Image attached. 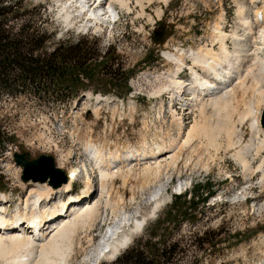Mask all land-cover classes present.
I'll return each mask as SVG.
<instances>
[{"label":"rangeland","instance_id":"obj_1","mask_svg":"<svg viewBox=\"0 0 264 264\" xmlns=\"http://www.w3.org/2000/svg\"><path fill=\"white\" fill-rule=\"evenodd\" d=\"M82 1L87 6L86 0H24V3L30 8L37 6L45 12L42 27L54 34L52 43H76L79 38L89 36V41H96L95 51L100 56L99 61L106 64L112 59L120 71L117 72V78L111 80L107 77L109 71L102 67L105 64L102 65L97 70L101 74L94 77L101 79V82L82 91L92 95L95 88L100 89V95L109 98L107 104L102 102L96 105L90 97L84 100L81 97L72 98L64 105L44 104L28 93L4 94L0 97V199L4 200L2 205L6 211L9 209L6 217L10 219L17 211L23 212L28 188L37 184L22 182V168L15 164L14 154L28 153L30 160L47 155L52 156L55 166L67 175L71 170H75L78 175L76 183L65 194L57 193L52 202L43 204L48 209L52 203L58 205L66 202L70 191H74L72 200L63 206L62 213L50 221H55L53 226L57 227L67 217L71 204L85 208L87 203L82 204L86 200H92L91 203L102 202L100 217L94 223H87L84 228H80L70 242L64 243L61 255L56 257L57 261L53 258L52 264H93L90 253L108 231L121 228L119 234H126L134 228L136 221H145L143 229L132 235L131 244L122 248L121 254L140 239L157 219L169 218V207L174 196L179 195L176 190L185 183L188 186L180 188L183 196L178 202V211H186V217L173 233V237L181 239L185 247L182 264H264V178L263 171H256L264 152L260 158H254L251 141L256 138L251 120H239L240 115L247 111V105L255 99L253 91L247 90L244 96L238 93L235 102H230L233 108L228 106L230 109L227 108L226 113L218 112L209 105L202 114L200 105L196 106L195 103L197 97L184 94L179 100L181 103L177 111L171 112L165 106V96L160 98L159 93L151 92L153 79L157 75L163 76L171 67L170 61L164 59V53H175L181 49L185 50L187 58L191 51L195 52L204 45L210 46L211 28L220 16L223 19L222 27L230 37L241 26L237 5L245 3L248 6V1L130 0L128 11L115 7L118 21L114 24H111L113 20L106 21L99 25L88 20L85 15L81 17L76 7L68 8L71 2L74 6L75 2ZM136 2H140V6ZM67 14L71 16L65 22ZM86 22L90 24L86 26ZM228 43L232 52L234 49L230 46V40ZM214 49L216 53L220 52L218 46ZM239 54L242 56V67L239 63L236 66V63L233 72L244 76L248 73L246 57L249 55L241 54V51ZM172 76L175 77L174 74ZM181 77L185 79L184 86L189 91L190 78L187 74ZM123 79L128 80L129 93H126ZM250 83L249 80L247 86ZM261 86L264 90V83ZM169 91L173 92L174 87H170ZM223 92L204 99L225 98ZM240 96L244 101H239ZM198 124L199 127L205 126L208 135H214V142H209L211 137L207 135L208 140L201 138L200 142L186 147L178 157L175 170L171 166L167 168L162 162L168 155L159 160L132 161L126 166V170L132 173L125 185L122 178L114 177L108 182L105 191L101 192L99 171L94 164L86 162L89 154L84 151L86 142L101 145L107 156L109 152L117 150L119 154H124L126 149L139 150L143 144L152 146L162 141L168 142L178 129L182 128L187 133ZM224 126L235 127L232 143L225 138ZM214 127L218 128L217 133ZM219 129L223 130L218 134ZM217 134L219 137L216 140ZM239 150L246 154L242 155L251 163V173L243 171L236 156ZM158 163L161 169L156 171L154 167ZM147 166H151L153 171L144 170ZM117 167L123 166L118 164ZM88 177L96 190L95 194L89 195V199V196L83 198ZM206 186H211V196H208L206 203L198 204L195 211L189 210L190 201L200 194L198 188ZM192 188L195 189L192 191ZM204 198L206 195H203ZM107 200L109 205L106 206ZM155 200L160 205L153 215ZM27 209H30L29 205ZM42 228L45 229L46 225ZM20 230L23 231L22 228ZM207 233L210 235L205 237ZM40 235H44L42 242L29 247V250L34 251L30 255L23 253L27 257L22 254V261L40 264L41 245L50 237H47V232H40ZM207 240L211 246L203 244ZM101 259L99 264L114 261L110 256ZM7 262L0 260V264Z\"/></svg>","mask_w":264,"mask_h":264},{"label":"bare ground","instance_id":"obj_2","mask_svg":"<svg viewBox=\"0 0 264 264\" xmlns=\"http://www.w3.org/2000/svg\"><path fill=\"white\" fill-rule=\"evenodd\" d=\"M129 1L130 0H86L87 6L89 7H87L82 1L75 2L74 6L71 2L68 8L75 9L76 7V9L80 10L79 13L81 14V17H84L85 15L88 20H92L96 25H99L106 21L111 22L112 20V23H115L118 17V13L115 7L118 6L121 9L123 8L128 11ZM163 1L166 2V0ZM247 1L248 6L245 5V3H239L237 5L240 19L239 24L241 26L239 31L233 32L230 37L222 27L223 19L220 16L218 17V19H216L211 28V33L209 35V39L211 42L210 46L204 45L195 52L191 51L189 57L187 58L185 50L181 49L176 50L175 53H164V59L166 61H170V66L172 67L173 65V68L175 70H172L173 68L171 69L170 67L169 71L165 72L163 76L159 77V75H157V77L153 79L154 85H151V92L153 94L159 93V95H161V93H164L166 91L169 93L170 87H174L173 97L178 102L180 98L182 99V96L184 94H186L187 96H193V98L197 97L198 99H195V103L196 106L200 105V114H202L205 110V107L209 105L213 109H216V111L218 110V112L225 111L230 107L231 101L235 102L238 97V93H241L242 96H244V94L247 93V90H252L255 99H252L253 102H251L249 106H245L247 108V111L240 115L239 120L240 122L246 121L247 119L251 120V127L255 131L254 135L256 138L255 141H251V145L254 147L253 150L255 152L254 158H260L261 154H263L264 152V128H262L261 122H259V119H261L260 114L262 112V109L264 108V99H262V97L264 96V90L261 86L264 83V0ZM136 3L140 6V2ZM246 6L247 9H245ZM259 13L262 15L261 25L257 20V16L259 15ZM70 16V14H67L65 16V22L70 19ZM88 24L90 23L86 22V26H88ZM229 40L231 42L230 46L234 49H232L233 53L230 51V47L228 46ZM216 46L219 47V53L215 52L214 47ZM240 51L241 54L245 53L249 55L248 57H246L248 59L246 61L249 64V66L247 67L248 73H246L244 76L235 74V72H233L236 68V63V66H238V63L239 65L242 64V62L240 61V59H242V56L239 54ZM187 61L190 62L188 66ZM186 66L188 67L192 75L191 82L189 83V91L187 90L186 85L184 86V80L179 76L183 68ZM172 74H174L175 77H173ZM236 80L237 82L235 83V85L231 86ZM249 80L251 81V83L249 86H247ZM230 86L231 88L228 91H225ZM222 92L224 93L225 98L219 97L213 100L204 99L206 97L213 96L214 94H221ZM86 97H90L91 99H93V103L96 105L102 102L105 104L109 102L108 97H102L99 94L91 95L90 93H86ZM174 98L171 100L172 102ZM239 101H244V99L242 100L241 97ZM244 105L246 104L244 103ZM226 112L227 111H225V113ZM226 120L228 119L226 118ZM201 126L199 127V124L197 126L194 125L187 133L183 131L182 128H180L176 131L177 134L174 137H169V139L167 140L168 142L162 141L161 143H155L152 146H146V144H143L142 148L140 147L139 150L134 148V150L129 151V149H126L124 154H119L117 150L113 153L109 152L107 156L105 155V153H103V147L101 145H95L92 143V141H85L86 143L84 144V151L86 152V154L89 153L87 155L88 157L86 159V162L89 161L91 164H94V166L97 167L100 176L99 188L101 192L105 191L108 182L114 177H120V179L122 178V183L123 185H125L126 179H128L132 173L131 170H126V166H128L132 161L143 162L149 159L159 160L160 158H162V156L164 157L168 155L165 159L162 160V162L167 165V168L171 166L173 170H175L179 162H177L178 157L179 155H182L186 147H191L199 140H202L201 138H205L206 140H208V136L211 137V141L209 142H214V135L213 137L212 134L208 135L206 132L207 130L204 128L205 126ZM225 126L224 128H226ZM230 127L231 128L224 129L225 138L228 142H231L236 132L235 127ZM214 128H216L215 132L217 133L218 128ZM222 130L223 129H219L218 134ZM218 134L216 136L217 138L215 137L216 140L219 137ZM257 151L258 153L256 154ZM242 154L246 156V154L241 153V150H239L236 153L237 159L240 162L243 171L245 173H251V163L249 162V160H246V158ZM114 163H117V165L121 164V166L123 167H117V165L113 166ZM160 163L157 164L158 166L156 165L154 167L156 171H159L161 169V166L159 165ZM114 168L116 169L113 170ZM144 170L151 171L152 168L151 166H147ZM257 170L263 171L264 178V157L260 165L256 167V171ZM77 177L78 175L76 174V171L71 170L68 172V183L63 185L61 188L54 189L50 185H48L47 182L43 184H35L34 186L36 188H28L29 194L25 200V207L23 208V212L17 211L13 218L8 219L6 217L4 213L6 209L1 204L0 260L8 261L6 264H28V262H24L21 259L23 257H27V255L23 253L26 252V254L30 255L33 249L31 248L32 250H29V247L34 246L37 242H42L41 238L44 237V235H42L41 238L31 239V233H29L28 230L26 231V229H24L23 233L20 234L18 233V231H16L18 223L22 222V224L20 225H26V227H28L29 224L33 225L34 223H36L40 226V228H42L44 224L48 223V221L50 222L57 215L61 214L63 206L68 205L71 200L67 202L64 201L58 205L52 203L48 206V209L46 208V206H44V209L41 210V207L45 202H52V198L55 194H65V191L71 188L74 180L76 179L75 181H77ZM86 180L87 183L83 192V198H86L90 194H95L96 192L92 182L90 181V178L88 177ZM187 186L188 184L185 183V185H181L180 188H187ZM180 188L178 187L176 191L180 192ZM91 202L89 201L85 208H78L76 204H71L72 206L70 205V213L66 215L67 217L65 219L61 220V222L57 224V227H53V229L48 233L47 237H49L55 229L58 230L49 237L48 241L45 244L41 245L39 252V254H41V261L39 260L40 264H52L53 258L56 259V257H59L61 255L64 243H68V241L70 242V240H72V238L80 228H84L87 223H94L96 219L100 217V206L102 205V202ZM38 203L40 204L39 209H37ZM28 205L30 206V209L26 210ZM107 205H109V200L106 201V206ZM159 205L160 202L156 201L154 209L152 211L153 215L155 214V211L158 209ZM113 212L116 213V210L114 211L113 209ZM114 217H116V214H114ZM144 225L145 221H136V223L134 224V228L130 229L126 234L122 235L119 234L121 228L119 230L108 231L95 245L92 253H90L91 257L94 259L93 260L91 258L93 260V264H99L100 260H102L101 258L105 256H110L111 259H113L116 255L118 256L122 248L131 244L132 235L135 232L141 231ZM19 228L21 229V226ZM28 233L29 236H27ZM47 237H45V239H47ZM22 254L25 256L22 257Z\"/></svg>","mask_w":264,"mask_h":264},{"label":"trees","instance_id":"obj_3","mask_svg":"<svg viewBox=\"0 0 264 264\" xmlns=\"http://www.w3.org/2000/svg\"><path fill=\"white\" fill-rule=\"evenodd\" d=\"M44 22L45 12L41 8H30L24 0H0V97L28 93L44 104L64 105L78 98L90 85L101 82L99 78L94 79L101 74L98 68L105 64L99 61L95 51L96 41H89L87 36L76 43L54 44V34L42 27ZM109 61L102 67L113 80L120 68L114 60ZM127 81L123 79V85L129 93ZM99 90L95 88L93 95L100 94ZM198 189L197 202L193 198L189 203L191 211L198 204L206 203L212 194L211 186ZM182 196V193L174 196L169 218L157 219L110 264H182L185 247L181 239L173 237L174 230L186 217V211H178ZM203 244L211 246L208 240Z\"/></svg>","mask_w":264,"mask_h":264},{"label":"water","instance_id":"obj_4","mask_svg":"<svg viewBox=\"0 0 264 264\" xmlns=\"http://www.w3.org/2000/svg\"><path fill=\"white\" fill-rule=\"evenodd\" d=\"M86 98L83 96L82 99ZM261 126L264 128V109L261 117ZM14 162L22 168L21 180L24 183H46L52 188H61L67 184L66 174L55 166L52 156L41 155L37 159L30 160L28 153L14 154Z\"/></svg>","mask_w":264,"mask_h":264}]
</instances>
